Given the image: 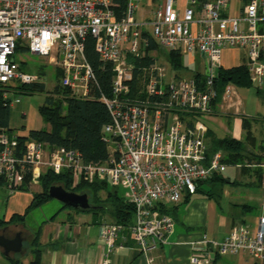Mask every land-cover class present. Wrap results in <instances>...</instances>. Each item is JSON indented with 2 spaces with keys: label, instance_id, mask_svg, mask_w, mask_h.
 <instances>
[{
  "label": "built area",
  "instance_id": "2783aa9c",
  "mask_svg": "<svg viewBox=\"0 0 264 264\" xmlns=\"http://www.w3.org/2000/svg\"><path fill=\"white\" fill-rule=\"evenodd\" d=\"M121 1L0 0V86L43 81L15 60L21 52L51 58L61 73L62 88L78 99L94 98L97 81L85 58L89 37L100 62L113 71L111 96L99 97L111 120L101 133L106 161L84 163L78 151L50 149L35 141L17 151L16 139L0 133V182L13 193L27 174L31 188L39 185L43 172H69L73 186L104 182L122 189L134 207L133 222L128 228L102 224L99 238L109 251L117 240L131 238L139 252L150 253L166 245L174 229L172 217L163 210L193 196L199 183L226 168L221 152L207 156L205 129L198 119L211 111L214 72L223 50H245L251 82L263 81L264 0H250L232 16L224 13L228 0H185L182 9L176 0H163L144 20L136 18L144 0ZM149 39L164 52L188 56L190 62L198 57L208 70L204 81L171 76L150 54L151 64L137 68L128 59L142 61L139 52ZM140 68L143 91L133 99L131 84ZM185 114L192 116V127L183 119ZM190 246L191 264H209L212 255L240 253L264 262V214L252 231L240 225L222 241L202 236Z\"/></svg>",
  "mask_w": 264,
  "mask_h": 264
},
{
  "label": "crops",
  "instance_id": "0c3cea01",
  "mask_svg": "<svg viewBox=\"0 0 264 264\" xmlns=\"http://www.w3.org/2000/svg\"><path fill=\"white\" fill-rule=\"evenodd\" d=\"M176 2L178 8L184 7L185 0ZM243 6L241 0H228L224 13L226 16L235 15ZM199 62L203 70L193 74L205 75L204 63L200 59ZM245 65V50H223L219 69ZM241 89L232 85L225 86L222 97L211 105L210 113L198 119L205 129L206 146L212 138L245 141L247 131L243 128V119L251 122L250 132L256 143L264 142L262 139L264 101L259 99L262 92L256 90L254 96L248 92H241L244 91ZM43 123L41 116L39 121L31 119L28 127L24 126V129L17 133L12 132V136L26 137L29 131L44 130ZM9 128L12 130L10 123ZM247 148L251 149L249 146ZM255 168L227 166L218 175L222 182L205 184L201 187L202 191L191 196L188 201H183V198L179 205L169 207V215L174 221L173 232L167 238L166 245L150 253L139 252L131 238L126 242L117 240L114 248L109 251L99 238V229L102 224L110 222L88 213L65 210L43 220L35 229L27 228L26 225L24 228L30 238L35 233L38 235L40 264H101L104 259L108 264H191L189 261L192 255L191 242L199 241L202 236L218 242L237 226L246 225L251 231L256 227L259 217L264 214V162L259 166L263 170L261 182L255 176ZM0 188V192L4 190L3 194L7 193L0 212V220L5 222L13 215H23L32 203V194L40 190L38 185L31 186L30 192L9 193L4 187ZM255 208L257 215L252 213ZM60 213L63 214L62 217L59 216ZM252 223L255 225L254 228L251 227ZM6 227L16 229L22 234L23 227L20 225ZM28 252L29 250H23L22 264H30L32 257ZM0 254L3 256L1 251ZM209 264H264V262H258L246 253H240L235 256L213 255Z\"/></svg>",
  "mask_w": 264,
  "mask_h": 264
},
{
  "label": "trees",
  "instance_id": "16d2710c",
  "mask_svg": "<svg viewBox=\"0 0 264 264\" xmlns=\"http://www.w3.org/2000/svg\"><path fill=\"white\" fill-rule=\"evenodd\" d=\"M122 5V1L118 0ZM245 5L250 0H241ZM150 46L154 43L149 39ZM19 48H17V51ZM182 55L178 52H169L167 58L171 67L174 70L178 68L184 69ZM85 58L89 63L97 81V88L92 91L94 98L82 100L75 97H69L70 91L62 88L59 85L61 73L58 74V83L56 84L54 93L67 95L64 102L55 101L53 96H46L44 104L39 107L38 112L43 122L48 126V130H32L29 131L26 137L15 136L17 142V151H21L28 141H35L45 144L50 149H63L78 151L84 163H101L107 160L108 151L105 143L102 141V129L110 123V115L106 106L99 101L101 95L110 97L112 91V77L113 71L110 64H103L100 62L97 53L94 50V40L89 37L85 44ZM144 63L151 64V60H146ZM136 67L142 65L141 61H135ZM42 76V74H39ZM180 77V76H177ZM198 82L204 81V75L195 73L192 76ZM232 85L236 88H251V82L246 66L234 67L230 69H218L213 78V89L216 97L212 101L216 102L222 97L225 86ZM0 89H15L18 94H33L35 92H44V83L23 84L15 87L8 85L0 86ZM138 90V93H137ZM143 91L141 79L138 71L134 72V81L131 84V98H136V94ZM55 95V94H54ZM10 101L6 97V91H0V133H5L12 137V130L9 128L10 123ZM187 121V126L192 127V116L183 117ZM251 122L243 119V128L246 130L245 141H235L232 139H216L212 138L207 144V156L210 157L216 152H221V162L227 166H241V167H256L254 172L258 181H262L263 170L259 168L264 162V142L256 143L255 138L250 132ZM250 147L251 149L247 148ZM258 167V168H257ZM223 180L214 175L209 180L203 181L197 185L196 192L200 193L201 187L211 185L212 183L222 182ZM72 177L69 172H63L60 175H55L50 171L43 172L39 180L38 192L32 194L33 200L31 205L26 209L23 215H13L8 222L0 220V228L9 225H20L25 227V218L28 213L40 208L42 205L52 200L48 196V190L52 186H59L66 191L85 194L91 198L92 209L79 210L72 209L62 205L59 212L69 209L75 213H88L93 216H101L102 212H106L113 224L122 225L128 228L134 217V207L129 204L126 199L118 193L115 189L111 191L108 185L104 182H95L93 184H86L80 182L77 186H72ZM30 174L24 178L23 184L13 190L14 192H30ZM0 186L4 185L0 182ZM5 188V187H4ZM105 193L102 200L99 193ZM194 194V195H195ZM191 196H184L183 201H188ZM164 213L169 214V209L163 210ZM57 215V214H56ZM128 234V231H125ZM37 233L33 236V241L29 244V255L32 260L30 264H40L41 252L37 248ZM23 249H25L23 247ZM4 256V255H3ZM8 264H22V256L7 257L4 256Z\"/></svg>",
  "mask_w": 264,
  "mask_h": 264
},
{
  "label": "rangeland",
  "instance_id": "374dc122",
  "mask_svg": "<svg viewBox=\"0 0 264 264\" xmlns=\"http://www.w3.org/2000/svg\"><path fill=\"white\" fill-rule=\"evenodd\" d=\"M163 0H144L141 5L139 10L136 13V18L137 20H144L150 18L160 7V3ZM154 43V42H153ZM150 52V53H149ZM140 56L144 59H142L141 63L142 65L140 66L141 68H144V66H147V63H144L146 60H150L148 55L153 59H155L156 63H160L162 66L165 67L166 71L168 74L171 76L177 75L182 78H189L191 74L194 72H202L203 68L201 63L199 62V58L196 57L194 62H190V59L188 56H183L182 60L184 63V68H178L174 71H172L171 64L169 63V60L167 58V52H164L162 49H160L158 46L154 44L153 47L150 46V43L145 47L143 45L140 50ZM153 56V57H152ZM15 60L17 62H23V70L27 73H37V74H42L43 81L41 83H44L45 85V91L44 92H35L33 94H25V95H20L18 94L17 90L15 89H0V91H6L7 98L10 101V111H11V128L12 132L17 133L22 131L24 126L28 127L31 124V119H34L35 121H39L40 116L38 113V109L40 106L44 104L46 96H53L54 100L57 101H62L66 99L67 95L64 94H56L54 93L55 91V86L58 83V74L59 70L56 67L55 62L51 58H42V57H37V56H31L26 53H21L17 52L15 55ZM130 62H135L133 59L129 58L128 59ZM139 69V78L143 80V75L144 72H142V69ZM11 87L17 86V83H12L9 84ZM244 91L241 92H248L251 95L256 96V90H259L262 92L261 96L259 95V99L264 101V78L263 82L259 83H253V87L250 89H241ZM138 93V90H137ZM55 94V95H54ZM138 95V94H136ZM73 97L72 94L70 93L69 97ZM18 99L19 102L16 103L15 100ZM188 114H185L187 116ZM42 128L45 130L48 128V126L43 123ZM13 134V133H11ZM262 139H264V135H262ZM39 186V185H38ZM73 186V184H72ZM75 187V186H73ZM111 191L117 190L120 195L123 197H126V192L122 189H117V188H112L108 187ZM1 189V188H0ZM4 190L0 192V212L3 209V201L6 199V194H3ZM70 192V191H69ZM79 194V193H76ZM82 195V194H79ZM88 197V196H87ZM99 197L103 200L105 197V193L100 192ZM88 201L90 206L91 204V198L88 197ZM62 208V204L56 200H50L44 205H42L40 208L33 209L30 211L29 215L25 219V225L27 228L35 229L36 226L40 222H42L45 219H49L50 217L56 215L59 213L60 209ZM69 210V209H66ZM65 211V210H64ZM257 209L255 208L252 210V213H256ZM75 213V212H74ZM101 216H98L100 220H105L107 222H111L110 216L106 212H102ZM257 215V213H256ZM60 217L63 216V214H59ZM97 217V218H98ZM252 228L255 227L254 223L251 224ZM23 227V226H22ZM22 234V239H23V247L25 249L23 250H29V244L32 243L33 237L30 238V235L28 231L23 227V230L21 232ZM34 236V235H32ZM12 256V255H10ZM0 264H8L6 259L0 254Z\"/></svg>",
  "mask_w": 264,
  "mask_h": 264
},
{
  "label": "water",
  "instance_id": "95a60500",
  "mask_svg": "<svg viewBox=\"0 0 264 264\" xmlns=\"http://www.w3.org/2000/svg\"><path fill=\"white\" fill-rule=\"evenodd\" d=\"M205 75H208V70H206ZM48 196L50 199L56 200L62 205L75 210L92 209L87 195H79L74 192H68L59 186L50 187L48 190ZM0 251L4 256H21L23 253V239L20 233L17 234L13 239H7L3 236H0Z\"/></svg>",
  "mask_w": 264,
  "mask_h": 264
},
{
  "label": "flooded vegetation",
  "instance_id": "af4514ba",
  "mask_svg": "<svg viewBox=\"0 0 264 264\" xmlns=\"http://www.w3.org/2000/svg\"><path fill=\"white\" fill-rule=\"evenodd\" d=\"M19 233L20 232H18L16 229H13V228L12 229L7 228V227L0 228V236H3L4 238H7V239H13Z\"/></svg>",
  "mask_w": 264,
  "mask_h": 264
}]
</instances>
